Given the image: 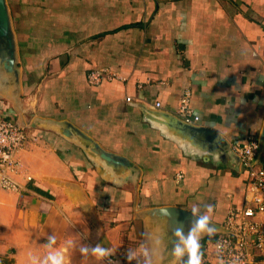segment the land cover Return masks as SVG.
Returning a JSON list of instances; mask_svg holds the SVG:
<instances>
[{
	"label": "crops",
	"instance_id": "0c3cea01",
	"mask_svg": "<svg viewBox=\"0 0 264 264\" xmlns=\"http://www.w3.org/2000/svg\"><path fill=\"white\" fill-rule=\"evenodd\" d=\"M10 1L15 72L0 57V115L29 138L19 192L0 188V264H25L52 232L110 247L128 264L144 233L164 234L158 208L212 203L223 227L247 205L248 171L233 145L255 135L264 166V0ZM97 69L119 78L93 86ZM186 91L195 125L176 113ZM69 257L108 264L78 247ZM214 262L206 249L205 263Z\"/></svg>",
	"mask_w": 264,
	"mask_h": 264
},
{
	"label": "built area",
	"instance_id": "2783aa9c",
	"mask_svg": "<svg viewBox=\"0 0 264 264\" xmlns=\"http://www.w3.org/2000/svg\"><path fill=\"white\" fill-rule=\"evenodd\" d=\"M119 78L108 69L93 70L88 75L91 85H100L105 79ZM126 100L131 101V97ZM156 107H161L157 102ZM177 116L185 124L200 122L191 107V91H186L180 99ZM28 132L11 115H0V188L8 192H19L20 187L14 177L20 173L19 152L25 147ZM233 151L242 166L248 171L247 205L231 209L224 220V233L213 238L224 244V255L230 264H250L255 255L264 256V166L256 164L259 155V139L249 135L243 142L233 145ZM180 178L182 176H179ZM31 180V178H29ZM205 250L212 248L215 261V249L206 241ZM215 263V262H214Z\"/></svg>",
	"mask_w": 264,
	"mask_h": 264
},
{
	"label": "clouds",
	"instance_id": "9594fccd",
	"mask_svg": "<svg viewBox=\"0 0 264 264\" xmlns=\"http://www.w3.org/2000/svg\"><path fill=\"white\" fill-rule=\"evenodd\" d=\"M167 127V126H163ZM160 130V129H158ZM166 135L165 132H161ZM185 143L197 149L198 151L210 152L206 147L196 144L192 137L185 139ZM212 203L201 204L192 203L185 208L190 211L193 220L187 233L180 223L173 226V212L171 207H161L155 210L154 217L158 218L164 225V234L158 230L147 231L144 233V241L134 248H128L125 256L128 264H163V257H167V264H205V252L202 241L208 238V243L215 249V264H230L226 261L224 255V244L216 240L213 244V238L218 229L212 221L214 212ZM171 235H168V232ZM170 246V247H169ZM78 247L81 256L87 258L91 256L96 261H108V264H118L112 260L115 251L110 247L101 244L88 246L77 244V241L66 238L59 242L54 232L48 234L46 242L39 245V249H29L25 253V264H71L69 250Z\"/></svg>",
	"mask_w": 264,
	"mask_h": 264
},
{
	"label": "water",
	"instance_id": "95a60500",
	"mask_svg": "<svg viewBox=\"0 0 264 264\" xmlns=\"http://www.w3.org/2000/svg\"><path fill=\"white\" fill-rule=\"evenodd\" d=\"M8 12L6 0H0V57L2 58V70L6 73L15 72V43L12 34V23ZM19 124V123H18ZM209 132L208 130H202V132ZM264 133V129H263ZM209 139H212V135H208ZM260 151H261V143ZM259 151V154H260ZM173 212V220L176 223L184 224L186 220L192 221L193 217L189 211L184 209L171 207ZM217 227V225H215ZM219 233H224V227H217Z\"/></svg>",
	"mask_w": 264,
	"mask_h": 264
},
{
	"label": "rangeland",
	"instance_id": "374dc122",
	"mask_svg": "<svg viewBox=\"0 0 264 264\" xmlns=\"http://www.w3.org/2000/svg\"><path fill=\"white\" fill-rule=\"evenodd\" d=\"M6 3H7V7H8V12H9V14H10V10H11V1L10 0H6ZM10 19H11V23H12V18H11V14H10Z\"/></svg>",
	"mask_w": 264,
	"mask_h": 264
},
{
	"label": "trees",
	"instance_id": "16d2710c",
	"mask_svg": "<svg viewBox=\"0 0 264 264\" xmlns=\"http://www.w3.org/2000/svg\"><path fill=\"white\" fill-rule=\"evenodd\" d=\"M207 240H208V239H205V240L202 241L203 248H204V245H205V243H206ZM204 252H205V248H204ZM205 264H207V263H205Z\"/></svg>",
	"mask_w": 264,
	"mask_h": 264
}]
</instances>
